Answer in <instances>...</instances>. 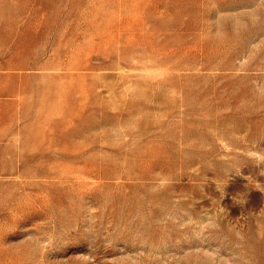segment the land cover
I'll use <instances>...</instances> for the list:
<instances>
[{"label":"rangeland","instance_id":"rangeland-1","mask_svg":"<svg viewBox=\"0 0 264 264\" xmlns=\"http://www.w3.org/2000/svg\"><path fill=\"white\" fill-rule=\"evenodd\" d=\"M0 264H264V0H0Z\"/></svg>","mask_w":264,"mask_h":264}]
</instances>
